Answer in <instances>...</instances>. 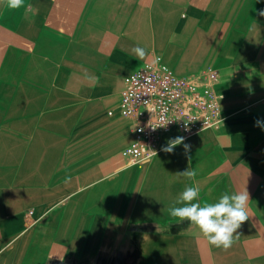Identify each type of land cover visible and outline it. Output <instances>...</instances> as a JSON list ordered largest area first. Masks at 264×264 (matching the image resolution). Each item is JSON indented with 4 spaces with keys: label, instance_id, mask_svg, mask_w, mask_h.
<instances>
[{
    "label": "crops",
    "instance_id": "obj_1",
    "mask_svg": "<svg viewBox=\"0 0 264 264\" xmlns=\"http://www.w3.org/2000/svg\"><path fill=\"white\" fill-rule=\"evenodd\" d=\"M264 0H25L0 5V264H264ZM146 50L143 59L131 49ZM161 55L215 68L224 120L130 164L124 78ZM113 111V114H109ZM183 137L172 153L168 141ZM188 168L194 180L178 175ZM247 190L224 251L169 206Z\"/></svg>",
    "mask_w": 264,
    "mask_h": 264
},
{
    "label": "built area",
    "instance_id": "obj_2",
    "mask_svg": "<svg viewBox=\"0 0 264 264\" xmlns=\"http://www.w3.org/2000/svg\"><path fill=\"white\" fill-rule=\"evenodd\" d=\"M219 78L215 68L177 74L161 55L126 75L118 107L135 135L134 142L122 150L127 162L151 160L160 150L162 135L172 129L185 136L218 129L224 120L222 95L215 89Z\"/></svg>",
    "mask_w": 264,
    "mask_h": 264
},
{
    "label": "clouds",
    "instance_id": "obj_3",
    "mask_svg": "<svg viewBox=\"0 0 264 264\" xmlns=\"http://www.w3.org/2000/svg\"><path fill=\"white\" fill-rule=\"evenodd\" d=\"M0 5L9 10H18L25 7V0H0ZM264 15V12H261ZM132 53L139 59L146 56V50L140 46L131 49ZM167 123L158 127L165 126ZM256 126L264 128V121L257 120ZM156 127H153L155 129ZM183 137H177L162 146V151L172 153L176 146L183 144ZM185 153L190 151V145L183 144ZM178 175L194 180L197 172L188 168ZM250 196L248 191L228 192L225 191L220 197L210 202L202 199L201 189L198 184L185 185L168 212L171 217L180 223L187 221L188 227L185 232L196 229L206 239L207 243L224 251L229 250L236 240L239 239L237 230L249 218L248 202Z\"/></svg>",
    "mask_w": 264,
    "mask_h": 264
}]
</instances>
